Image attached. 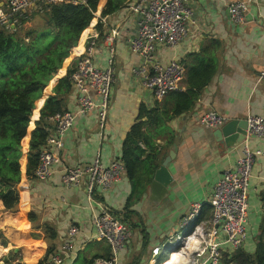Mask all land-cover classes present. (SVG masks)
<instances>
[{
	"label": "crops",
	"instance_id": "obj_1",
	"mask_svg": "<svg viewBox=\"0 0 264 264\" xmlns=\"http://www.w3.org/2000/svg\"><path fill=\"white\" fill-rule=\"evenodd\" d=\"M131 1L133 4L134 0ZM236 0H187L193 14L188 22L186 37L172 47H160L154 60L167 64L177 60L186 73L179 91H186L187 72L196 57L215 56L219 66L211 82L202 91L198 102L188 111L166 120V129L151 138L159 150V166L174 143L178 149L169 165L173 182L169 194L158 202L152 200L151 183L154 172L147 158L153 149L140 142L145 149L141 167L132 179L124 166L120 179L110 188H96L93 196L87 190V177L76 185L63 181L65 166H79L99 157L108 165L122 158L123 144L132 125L141 117L143 108L172 101L165 95L156 98L143 85L148 64L141 55L131 50V39L138 29L140 14L129 6L106 17L103 35L96 30L98 45L94 61L99 66L114 68L117 79L112 86L107 122L99 125L95 112L80 115L64 138L60 150L61 160L45 180L27 177L19 184V209L36 213V220L19 228H5L0 234V258L10 250L19 252L18 259L25 262L46 260L53 254L63 257L62 264H90L96 256L110 257L112 252L105 240L96 237L93 219L103 207L119 215L130 228L126 246L116 255L117 264H166L172 261L163 251L168 238L178 230L180 220L191 204L203 202V217L212 215L208 199L214 184L222 173L234 167L247 144L227 147L214 136L216 128L201 125L200 119L208 111H217L226 117L247 118L249 113L264 117V0L248 1L243 23L234 24L228 5ZM0 9L10 14V0H0ZM33 9L32 13L37 14ZM36 16V15H35ZM39 16L27 24L35 25ZM112 39H111V38ZM113 48V52H111ZM76 59V58H75ZM68 61L73 65L74 61ZM77 106V92L66 96L65 108ZM146 116L142 117L146 120ZM145 129H149L146 127ZM251 149H264V139L251 138ZM158 166V167H159ZM264 220V155L256 157L249 186L247 238L244 248L253 251ZM79 232L68 236L70 226ZM47 229V230H46ZM55 233L51 237V232ZM264 239V235H263ZM71 240V250L64 243ZM161 247L158 254L153 249ZM168 254V255H167ZM167 256V258H166ZM44 263V264H45Z\"/></svg>",
	"mask_w": 264,
	"mask_h": 264
},
{
	"label": "built area",
	"instance_id": "obj_2",
	"mask_svg": "<svg viewBox=\"0 0 264 264\" xmlns=\"http://www.w3.org/2000/svg\"><path fill=\"white\" fill-rule=\"evenodd\" d=\"M79 2L81 0H10V14L0 9V27L9 31L16 25H23L21 19H25L27 25L32 20L33 9L43 13L52 4ZM129 10L140 14L138 32L131 39V50L141 55L149 65L143 77V85L156 98L161 99L170 91L180 88L186 69L177 60L167 64L157 62L153 55L160 47L175 46L186 37L193 11L187 0H134ZM247 10L248 1L245 0H236L228 5L234 24L244 22ZM102 21L105 22L106 17ZM97 38L93 34L85 54L77 57L73 63L70 80L72 89L77 92V106L48 117L49 134L34 172L38 180L47 179L53 173L54 166L60 162L64 138L78 116L95 112L99 125L104 126L107 122L111 90L117 74L112 63L106 67L95 63ZM261 79H264V70L259 77ZM227 121L228 117L214 110L208 111L200 119L201 125L207 128L221 127ZM247 121V146L236 165L226 169L217 179L208 199L212 215L209 218L203 217L205 204L193 202L180 220L178 230L168 238L163 251L169 250V258L173 263L220 264L225 251L244 246L247 238L250 178L256 157L264 155V149H251L248 146L251 138L264 139V117L249 113ZM123 169L124 164L120 159H113L105 165L96 157L85 165L65 166L63 181L67 185H76L83 177H87L88 194L93 196L96 188L105 190L118 181ZM93 223L96 237L109 244L112 256H96L90 264H117L116 255L126 246L131 235L130 228L121 216L106 206L95 215ZM79 230L76 225L70 226L68 236L73 238ZM63 248L71 250L72 241L65 242ZM160 250L161 247H156L153 253L158 254ZM62 262L60 254H53L45 264Z\"/></svg>",
	"mask_w": 264,
	"mask_h": 264
},
{
	"label": "trees",
	"instance_id": "obj_3",
	"mask_svg": "<svg viewBox=\"0 0 264 264\" xmlns=\"http://www.w3.org/2000/svg\"><path fill=\"white\" fill-rule=\"evenodd\" d=\"M129 4V0L52 4L43 13H32V20L40 17L35 25L26 27V20L21 19L23 25L9 31L0 27V227L16 229L36 220L35 212L18 208L19 184L34 176L49 134L48 117L66 110L73 72V65L67 62L85 54L93 38L92 30L103 35L106 29L103 17H110ZM218 66L215 56L196 57L187 72V90L166 94L173 102L171 109L166 103L142 109L141 117L132 125L123 144L121 161L132 179L146 166L141 161L145 149L140 142L153 149L147 161L149 169L155 172L159 166V150L153 145L152 136L164 132L166 120L190 110L198 102ZM144 116L146 120L142 119ZM50 235L54 237L55 233L52 231ZM263 235L264 220L255 249H229L223 253L220 264H264ZM18 256L19 252L12 249L0 258V264H44L46 261L25 262Z\"/></svg>",
	"mask_w": 264,
	"mask_h": 264
},
{
	"label": "water",
	"instance_id": "obj_4",
	"mask_svg": "<svg viewBox=\"0 0 264 264\" xmlns=\"http://www.w3.org/2000/svg\"><path fill=\"white\" fill-rule=\"evenodd\" d=\"M137 32L138 29L135 30L132 38L135 37ZM247 129V118H231L224 125L215 129L214 136L218 142L225 144L227 147H235L245 142ZM177 149V143H174L168 155L154 172V177L151 183V193L152 200L156 202H158L160 198L169 194V187L173 182V175L169 170V165L175 158ZM2 230L3 228L0 227V232Z\"/></svg>",
	"mask_w": 264,
	"mask_h": 264
},
{
	"label": "bare ground",
	"instance_id": "obj_5",
	"mask_svg": "<svg viewBox=\"0 0 264 264\" xmlns=\"http://www.w3.org/2000/svg\"><path fill=\"white\" fill-rule=\"evenodd\" d=\"M166 264H175V263H173V261H169Z\"/></svg>",
	"mask_w": 264,
	"mask_h": 264
},
{
	"label": "rangeland",
	"instance_id": "obj_6",
	"mask_svg": "<svg viewBox=\"0 0 264 264\" xmlns=\"http://www.w3.org/2000/svg\"><path fill=\"white\" fill-rule=\"evenodd\" d=\"M168 253H169V250L167 251ZM168 255V254H167ZM0 257H1V255H0ZM166 258H167V256H166Z\"/></svg>",
	"mask_w": 264,
	"mask_h": 264
}]
</instances>
